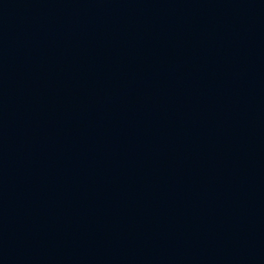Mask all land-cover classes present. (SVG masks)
Here are the masks:
<instances>
[{
	"label": "water",
	"instance_id": "water-1",
	"mask_svg": "<svg viewBox=\"0 0 264 264\" xmlns=\"http://www.w3.org/2000/svg\"><path fill=\"white\" fill-rule=\"evenodd\" d=\"M0 264H264V0H0Z\"/></svg>",
	"mask_w": 264,
	"mask_h": 264
}]
</instances>
